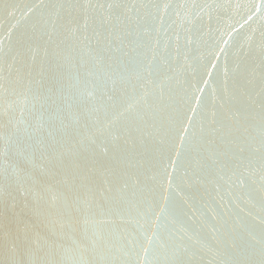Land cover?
<instances>
[{
    "label": "water",
    "instance_id": "obj_1",
    "mask_svg": "<svg viewBox=\"0 0 264 264\" xmlns=\"http://www.w3.org/2000/svg\"><path fill=\"white\" fill-rule=\"evenodd\" d=\"M0 264H264V0H0Z\"/></svg>",
    "mask_w": 264,
    "mask_h": 264
}]
</instances>
